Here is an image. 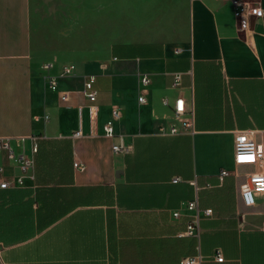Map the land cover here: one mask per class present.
Instances as JSON below:
<instances>
[{
    "label": "crops",
    "instance_id": "0c3cea01",
    "mask_svg": "<svg viewBox=\"0 0 264 264\" xmlns=\"http://www.w3.org/2000/svg\"><path fill=\"white\" fill-rule=\"evenodd\" d=\"M248 1L264 11V0ZM142 76L151 79L143 104ZM90 78L95 120L83 94ZM178 97L194 109V129L161 134L179 126ZM237 131H254L264 149V14L240 33L231 0H188L186 30L173 42L39 57L31 0H0V138L34 161L23 186L0 189V264H264V195L253 207L241 197L264 163L236 165ZM122 144L128 151L115 153ZM0 166L21 175L5 152ZM194 201L201 219L188 233Z\"/></svg>",
    "mask_w": 264,
    "mask_h": 264
},
{
    "label": "rangeland",
    "instance_id": "374dc122",
    "mask_svg": "<svg viewBox=\"0 0 264 264\" xmlns=\"http://www.w3.org/2000/svg\"><path fill=\"white\" fill-rule=\"evenodd\" d=\"M49 1L31 0L39 57L59 53L71 58L114 43L173 42L187 27L188 0Z\"/></svg>",
    "mask_w": 264,
    "mask_h": 264
},
{
    "label": "built area",
    "instance_id": "2783aa9c",
    "mask_svg": "<svg viewBox=\"0 0 264 264\" xmlns=\"http://www.w3.org/2000/svg\"><path fill=\"white\" fill-rule=\"evenodd\" d=\"M232 5L234 6V13L236 18V27L237 31L240 33L247 32L251 27L252 18H260L263 16L264 11L262 7L258 4L255 5L248 0H231ZM73 66H66L64 73L70 74L73 70ZM45 71L50 69L49 64L43 66ZM182 73L174 74V87L181 86ZM47 87L50 90H56L57 88V79L56 77L50 76L47 74L45 76ZM94 78H90L85 82L83 94L89 101V110L91 119L95 120L97 116V91L94 89ZM151 79L148 76H142L140 78L141 92L139 96V103H145L146 99L143 93L147 91ZM63 100H66L67 97H62ZM165 105H168L167 100L164 101ZM173 112L176 120L179 122V126L173 125L169 131L165 128L160 129L161 134H170L178 135L182 132L192 131L194 129L195 113L194 109H188L183 97H178L173 105ZM114 118L118 119L120 117L118 111H113ZM48 119V116L45 117V120ZM105 133L108 136L114 135L113 125L107 124L105 126ZM80 133H76V136H79ZM254 131H237L235 134V163L238 166L242 165H263L264 163V149L263 147L255 141ZM21 141H24L22 139ZM11 138H0V153L5 152L9 159L16 161L21 175L17 178L7 177L6 171L3 166H0V189H9L13 187L23 186L26 175L29 170L33 167L34 161L32 158L27 156L25 153L16 154L11 146ZM113 151L115 153H126L128 149L122 144L120 146H113ZM33 152H38L37 144L33 146ZM76 167L83 170V167H80L76 164ZM230 172L228 170H222L219 174V178L222 181L225 177L229 176ZM247 182L241 186V197L247 207H253L256 205V199L259 195H264V173L254 172L248 173ZM180 179L176 178L173 182L177 183ZM186 209L189 212H192L191 220L188 224L187 232L193 233L195 228H199V223L201 219L202 210L199 208L197 201L190 202L186 205ZM205 215H212L213 211L211 209L203 211ZM175 217L180 216V212L177 211L174 213ZM203 259V256L190 258L187 261L189 263H197ZM216 259L218 261H223L224 256L221 252L217 254Z\"/></svg>",
    "mask_w": 264,
    "mask_h": 264
}]
</instances>
